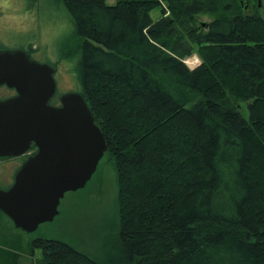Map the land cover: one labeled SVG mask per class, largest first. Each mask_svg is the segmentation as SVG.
Returning <instances> with one entry per match:
<instances>
[{
  "label": "trees",
  "instance_id": "1",
  "mask_svg": "<svg viewBox=\"0 0 264 264\" xmlns=\"http://www.w3.org/2000/svg\"><path fill=\"white\" fill-rule=\"evenodd\" d=\"M54 2L73 24L60 59L77 60L78 90L109 141L120 227L106 260L40 238L33 264H264L259 3L248 13L244 0Z\"/></svg>",
  "mask_w": 264,
  "mask_h": 264
},
{
  "label": "water",
  "instance_id": "2",
  "mask_svg": "<svg viewBox=\"0 0 264 264\" xmlns=\"http://www.w3.org/2000/svg\"><path fill=\"white\" fill-rule=\"evenodd\" d=\"M56 71L25 48H0V86L15 90L0 99V157L23 156L33 142L38 148L12 185L0 188V210L29 233L54 220L65 194L87 185L109 149L82 91L65 92L60 107L49 103L57 91Z\"/></svg>",
  "mask_w": 264,
  "mask_h": 264
},
{
  "label": "rangeland",
  "instance_id": "3",
  "mask_svg": "<svg viewBox=\"0 0 264 264\" xmlns=\"http://www.w3.org/2000/svg\"><path fill=\"white\" fill-rule=\"evenodd\" d=\"M244 1L248 13L258 9L255 6L258 2L259 9L256 11L264 16V0ZM28 4V0H0V48L23 47L30 39L34 42L35 56L39 60L59 62L56 76L59 94L80 89L77 60L60 59L61 40L68 37L73 28L62 6L54 0H37L36 6L28 10ZM151 15L157 20L161 11L156 8ZM210 20V17L204 16L199 22L205 24ZM184 62L194 69L201 64V59L194 51L184 58ZM14 94L11 88L0 86V99ZM242 109L248 118L247 102L243 103ZM21 164L20 158H0V188L6 189L13 183ZM117 192L115 163L105 155L87 185L67 192L61 200L59 214L54 220L40 224L36 231H22L6 215H0V264H33L29 254L30 244L40 238L61 240L95 259L106 260L114 250L120 227L117 224ZM35 256H40L39 251L35 252Z\"/></svg>",
  "mask_w": 264,
  "mask_h": 264
},
{
  "label": "flooded vegetation",
  "instance_id": "4",
  "mask_svg": "<svg viewBox=\"0 0 264 264\" xmlns=\"http://www.w3.org/2000/svg\"><path fill=\"white\" fill-rule=\"evenodd\" d=\"M32 54V57L38 59L35 54L31 53ZM39 60V59H38ZM40 61H45V60H40ZM61 62V61H60ZM52 64L57 68V71L55 73V78L57 80V74L59 72V62H52ZM5 86V85H3ZM13 91H15L14 89H12ZM59 86H58V81H57V91H56V94L53 96V98L50 100V104L53 105V106H56V107H60L61 106V96L64 94H59ZM38 151V148L37 146L35 145V143L33 142L30 146V149L28 150V152L23 155V156H19V157H16V158H20L22 160V163L27 160L30 156L36 154V152ZM19 169V168H18ZM12 185V184H11ZM10 185V186H11ZM9 186V187H10Z\"/></svg>",
  "mask_w": 264,
  "mask_h": 264
}]
</instances>
